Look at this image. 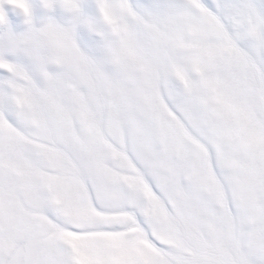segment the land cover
<instances>
[{
	"label": "snow or ice",
	"instance_id": "1",
	"mask_svg": "<svg viewBox=\"0 0 264 264\" xmlns=\"http://www.w3.org/2000/svg\"><path fill=\"white\" fill-rule=\"evenodd\" d=\"M0 264H264V0H0Z\"/></svg>",
	"mask_w": 264,
	"mask_h": 264
},
{
	"label": "rangeland",
	"instance_id": "2",
	"mask_svg": "<svg viewBox=\"0 0 264 264\" xmlns=\"http://www.w3.org/2000/svg\"><path fill=\"white\" fill-rule=\"evenodd\" d=\"M8 11H9V16L12 19L14 26L18 25L19 24V18L12 13L11 9H9Z\"/></svg>",
	"mask_w": 264,
	"mask_h": 264
}]
</instances>
